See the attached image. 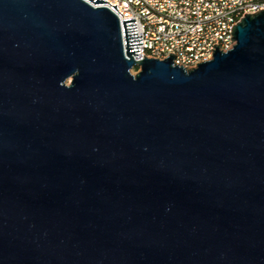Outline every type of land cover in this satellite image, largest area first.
I'll use <instances>...</instances> for the list:
<instances>
[{"label": "water", "instance_id": "water-1", "mask_svg": "<svg viewBox=\"0 0 264 264\" xmlns=\"http://www.w3.org/2000/svg\"><path fill=\"white\" fill-rule=\"evenodd\" d=\"M98 4L0 0V264H264V9L186 68Z\"/></svg>", "mask_w": 264, "mask_h": 264}, {"label": "built area", "instance_id": "built-area-1", "mask_svg": "<svg viewBox=\"0 0 264 264\" xmlns=\"http://www.w3.org/2000/svg\"><path fill=\"white\" fill-rule=\"evenodd\" d=\"M116 5L123 47L122 19H134L136 36L141 45L134 58H162V49H172L174 62L186 68L211 59L207 46L217 45L226 51L233 45L231 27L244 13H250L251 5L264 9V0H105ZM232 41V42H230Z\"/></svg>", "mask_w": 264, "mask_h": 264}, {"label": "bare ground", "instance_id": "bare-ground-1", "mask_svg": "<svg viewBox=\"0 0 264 264\" xmlns=\"http://www.w3.org/2000/svg\"><path fill=\"white\" fill-rule=\"evenodd\" d=\"M255 11H258V5H251L250 6V13H254ZM215 47H217V45H214V46L208 45L207 46V56H212V53L215 50ZM170 53L173 54L172 49H162V58L169 56Z\"/></svg>", "mask_w": 264, "mask_h": 264}, {"label": "rangeland", "instance_id": "rangeland-1", "mask_svg": "<svg viewBox=\"0 0 264 264\" xmlns=\"http://www.w3.org/2000/svg\"><path fill=\"white\" fill-rule=\"evenodd\" d=\"M136 71H137V69L134 68L132 72L135 73Z\"/></svg>", "mask_w": 264, "mask_h": 264}, {"label": "trees", "instance_id": "trees-1", "mask_svg": "<svg viewBox=\"0 0 264 264\" xmlns=\"http://www.w3.org/2000/svg\"><path fill=\"white\" fill-rule=\"evenodd\" d=\"M135 69H137V68H135Z\"/></svg>", "mask_w": 264, "mask_h": 264}]
</instances>
